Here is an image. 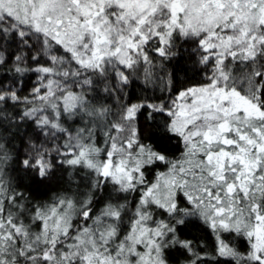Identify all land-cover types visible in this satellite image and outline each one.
<instances>
[{
  "label": "snow or ice",
  "instance_id": "snow-or-ice-1",
  "mask_svg": "<svg viewBox=\"0 0 264 264\" xmlns=\"http://www.w3.org/2000/svg\"><path fill=\"white\" fill-rule=\"evenodd\" d=\"M0 264H264V0H0Z\"/></svg>",
  "mask_w": 264,
  "mask_h": 264
},
{
  "label": "trees",
  "instance_id": "trees-1",
  "mask_svg": "<svg viewBox=\"0 0 264 264\" xmlns=\"http://www.w3.org/2000/svg\"><path fill=\"white\" fill-rule=\"evenodd\" d=\"M196 235L200 236L201 238L205 239L206 242H210V238L209 237H205L204 234L202 233H196Z\"/></svg>",
  "mask_w": 264,
  "mask_h": 264
}]
</instances>
